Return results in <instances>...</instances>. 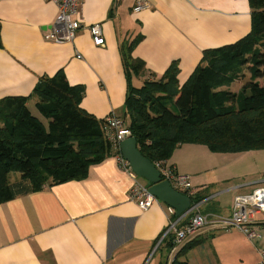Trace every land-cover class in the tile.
<instances>
[{
  "label": "crops",
  "instance_id": "obj_1",
  "mask_svg": "<svg viewBox=\"0 0 264 264\" xmlns=\"http://www.w3.org/2000/svg\"><path fill=\"white\" fill-rule=\"evenodd\" d=\"M134 1L82 0V27L71 43L57 44L43 39L57 14L53 3L0 0V99L29 96L41 76L61 70L70 85L83 88L82 110L97 119L123 118L126 79L121 45L141 36L131 56L143 63L145 72L131 78L133 87L159 79L173 62L182 85L204 50L231 44L250 31L246 0H147V10L133 13ZM95 23L103 36L98 47L87 31ZM29 106L34 100L27 108L39 119ZM165 165L188 177L200 196L196 211L202 214L224 217L235 196L256 187L264 191V150L219 154L201 145H182ZM132 184L113 155L89 167L84 180L0 204V264H163L166 258L170 262L175 254L167 256L157 247L172 217L162 203L140 211L128 196ZM253 222L264 232L263 213ZM196 238L203 242L179 261L263 264L264 239L253 244L238 230H201L184 245Z\"/></svg>",
  "mask_w": 264,
  "mask_h": 264
},
{
  "label": "trees",
  "instance_id": "obj_2",
  "mask_svg": "<svg viewBox=\"0 0 264 264\" xmlns=\"http://www.w3.org/2000/svg\"><path fill=\"white\" fill-rule=\"evenodd\" d=\"M246 1L249 33L231 44L204 50L182 85L173 62L159 79L133 87L131 78L145 72L143 63L131 56L141 36L120 46L126 79L123 119L137 150L152 164L166 162L182 145H201L219 154L264 150V0ZM244 70L248 80L238 92L229 91ZM83 95V88L70 85L59 70L41 76L29 96L0 99V204L84 180L89 167L120 156L103 132L105 120L81 109ZM30 100L46 127L28 110ZM13 172L19 174L16 182L9 180ZM199 197L194 195L191 203ZM202 242L190 241L163 264H187L178 258ZM173 246V235L168 234L157 251L168 256Z\"/></svg>",
  "mask_w": 264,
  "mask_h": 264
},
{
  "label": "built area",
  "instance_id": "obj_3",
  "mask_svg": "<svg viewBox=\"0 0 264 264\" xmlns=\"http://www.w3.org/2000/svg\"><path fill=\"white\" fill-rule=\"evenodd\" d=\"M44 1L53 3L57 8V14L51 26L43 32V39L57 44L71 43L82 27L79 15L82 0ZM148 8L149 3L147 0H135L132 12L138 13ZM87 31L94 46L103 45L102 29L99 24L89 25ZM75 57L77 59L81 58L80 55ZM103 132L107 140L116 147L121 141L131 137L124 119L113 115H109L105 119ZM117 163L119 168L133 180L128 196L140 211H146L153 203H159L148 193L147 187L137 181L138 178L121 156H117ZM155 167L159 171L161 179L168 181L176 191L185 195L189 200L194 197L195 191L189 186L187 176L175 173L172 167L165 165V162L157 163ZM197 206V203H191V208L178 217H172L174 211L171 208H166L169 218L172 217L174 219H169L158 243L160 245L168 234H172L174 246L170 255L175 254L187 240L201 230L228 231L234 228L249 242L260 239L259 233L253 227L254 216L259 213L264 214V191L260 187H256L248 194L235 196L229 214L224 217L202 214L196 211Z\"/></svg>",
  "mask_w": 264,
  "mask_h": 264
},
{
  "label": "water",
  "instance_id": "obj_4",
  "mask_svg": "<svg viewBox=\"0 0 264 264\" xmlns=\"http://www.w3.org/2000/svg\"><path fill=\"white\" fill-rule=\"evenodd\" d=\"M118 150L135 176L147 183L148 193L159 203L171 208L176 217L183 215L191 208V201L176 191L168 181L162 180L155 165L139 153L133 137L121 141L118 144Z\"/></svg>",
  "mask_w": 264,
  "mask_h": 264
},
{
  "label": "rangeland",
  "instance_id": "obj_5",
  "mask_svg": "<svg viewBox=\"0 0 264 264\" xmlns=\"http://www.w3.org/2000/svg\"><path fill=\"white\" fill-rule=\"evenodd\" d=\"M248 77H249V74H248V72H247V70H244V76H243V78L241 79V80H239V81H237V82H235V83H233L230 87H228V90L229 91H231V92H238L239 90H240V88L242 87V85H243V83L245 82V81H247L248 80ZM262 83V82H261ZM29 109L31 110V112L33 113V114H35V115H39L37 112H36V110H35V108H34V106H29ZM39 117V119L42 121V123H43V125L46 127L47 126V123H46V121L43 119V118H41L40 116H38ZM207 149V148H206ZM19 179V174L18 173H10L9 174V180H10V182H16L17 180ZM139 180L140 181H143L142 179H140L139 178ZM254 230H256L258 233H259V235H260V239L259 240H257V241H253L252 243L253 244H256L258 241H260L261 239L263 240L264 239V232L263 231H260L259 232V230L256 228H254ZM229 231H236L234 228H231ZM229 231H227V232H229ZM172 256V255H171ZM172 258V257H171ZM171 261H172V259H171ZM170 261V262H171Z\"/></svg>",
  "mask_w": 264,
  "mask_h": 264
}]
</instances>
